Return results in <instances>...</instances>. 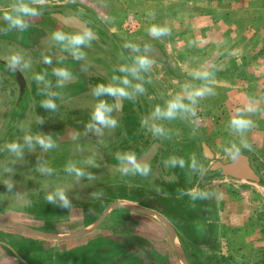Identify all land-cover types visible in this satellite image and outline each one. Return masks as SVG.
Here are the masks:
<instances>
[{
  "label": "flooded vegetation",
  "instance_id": "obj_1",
  "mask_svg": "<svg viewBox=\"0 0 264 264\" xmlns=\"http://www.w3.org/2000/svg\"><path fill=\"white\" fill-rule=\"evenodd\" d=\"M99 3L97 0H0V197L12 190L26 194L31 189L48 195L62 188L68 194L83 189L88 198L86 183H95L99 189L92 191L103 194L90 205L85 197L73 204L72 215H83L88 210L93 215L94 220L81 228H77V220L72 216L32 220L27 213L7 212L4 200L0 201V221L73 236L94 226L115 203L144 208L161 218L117 207L96 228L69 239L44 238L0 226V264H172L176 260L183 263L178 244L180 248L203 247L218 239L219 209H224L225 202H221L215 188L206 186L208 182L230 178L264 186L254 165L256 161L249 155L240 153L231 161L216 155L192 124L187 108L177 110L173 118L154 115L157 107L163 112L170 101L182 99L170 81L175 73L174 59L164 40L131 38L117 27L112 15L100 14ZM24 8L36 10V14L19 11ZM8 16L22 19L25 26H13ZM85 30L91 31L94 38L78 49L67 40L53 38L56 32L71 37ZM74 51L82 52V57L74 56ZM13 57H19L20 62L13 63ZM140 59L147 61L143 67L138 64ZM121 67L128 71L120 72ZM58 72L65 75L58 76ZM37 75L44 79L38 81ZM125 78L129 85L121 83ZM101 84L125 87L129 95L97 96L95 89ZM136 84L142 85V92L136 91ZM46 100L55 103L56 108L42 107ZM102 100L112 107L114 127L100 125L93 119L95 107ZM154 127L163 131L156 133ZM26 136L33 138L32 146L25 141ZM36 138L50 140L53 147H41ZM12 143L22 145V155L9 149ZM127 156L142 160L141 166L148 168L147 175L134 170L125 174L121 158ZM238 156L248 157L259 182L223 174L221 166L235 162ZM86 162L97 164L102 167L99 172L107 174L77 177L74 171H68L70 168L84 171ZM42 166L51 168L52 172L40 171ZM98 177L102 178L94 180ZM69 178L76 187H69ZM192 181L196 182L195 186L190 184ZM154 185L163 190L149 192L148 187L156 188ZM114 188L126 189L128 195H109ZM136 194H141L140 199L133 196ZM163 199L169 204L163 201L159 207H151L145 203ZM230 200L226 202L227 208ZM81 202L83 211L76 210ZM170 203L180 213L172 212ZM196 210L202 215L204 226L199 232L196 228L200 221L194 217ZM120 212L151 219L157 228L137 231L133 228L137 225L124 226L118 221ZM82 217L78 219L84 220ZM131 231L133 235L126 233ZM165 233L176 258L163 254L159 248V243L165 244ZM98 240V248L92 247L88 254H81L83 248ZM183 255L192 264L191 255Z\"/></svg>",
  "mask_w": 264,
  "mask_h": 264
},
{
  "label": "rangeland",
  "instance_id": "obj_2",
  "mask_svg": "<svg viewBox=\"0 0 264 264\" xmlns=\"http://www.w3.org/2000/svg\"><path fill=\"white\" fill-rule=\"evenodd\" d=\"M97 1L100 2V14L112 15L117 27L130 35L131 38L165 41L175 62V73L174 76H171L170 81L174 82L175 88H178L177 91L182 97L180 102L189 110L194 127L202 133L221 160L231 161L240 153L249 155L256 161L254 165L264 181V62H259V53L256 49L254 53H251V50L236 49L234 44L228 46V52L224 54L227 41L221 36L225 31L219 22L212 21V15L220 13L216 11L218 5L237 4L238 6V3H241L247 6L253 4L252 0ZM249 13L252 15L250 11L244 10L242 16L246 17L243 18L247 19ZM249 20L252 22V17L247 21ZM153 26L167 29V31L159 36L153 35L151 33ZM25 39L29 41V36L26 35ZM248 46L250 48L252 44H248ZM257 47L262 52L264 42L258 44ZM1 48L2 51H5L3 46ZM229 48L231 49L229 50ZM205 72L210 75L206 79L201 78ZM208 88L211 91L205 92L203 96L195 97L194 103L188 98L191 93ZM236 118L249 120L251 123L245 129L237 131L231 125V120ZM84 168L87 175L102 176L107 174L100 173L102 167L97 164L92 166L90 162L84 163ZM100 178L102 177L94 180ZM86 180H90V178L88 177ZM71 181L69 178V187H76L77 184L70 183ZM190 184L195 186L196 182L192 181ZM89 185L94 188L90 189ZM206 186L215 188L221 202H225L224 209H219L218 239L216 238L203 247H181L182 253L191 255L192 264H264V186L250 182L242 183L230 178H218L208 182ZM85 187L89 190L88 198L87 191L83 189L76 193H67L72 204L71 209L50 204L46 199V194L36 190L31 192V189L26 194L21 190H19L20 192L12 190L9 195L0 197V201L2 203L4 200V204L8 205V208L5 209L7 212L27 213L32 220H53L59 219L62 215L66 217L63 219H67L72 216L73 220H77V228H81L92 222L94 218L89 213L90 210L83 214L84 220H81L83 215H72L75 210L73 204L80 197H85L90 205L103 195L99 191H92L99 189L95 183H86ZM155 187H148V191L161 192L163 190V187L157 185ZM24 191L26 192V189ZM111 193L109 195H114V197L128 195L126 189L121 188H114ZM133 196L140 199L141 194ZM228 200H230L229 209L226 203ZM163 201L169 204L165 199L151 200L145 203L147 206L159 207L158 205L164 204ZM81 205L82 202L77 204L76 210L83 211L84 206ZM172 207V212L180 213L179 208H175L173 205ZM6 211L4 212L7 213ZM118 214V216L121 215L118 217L120 223L124 226L137 225L133 227L137 231L146 228L156 230L155 228H157L156 225H152L156 223L155 221L143 216L122 212ZM55 216L56 218H54ZM79 217L81 221L78 219ZM194 217L198 218V222L200 221V223L197 222L198 228H196L199 232L204 228L201 222L202 215L196 210ZM126 233L133 235L132 231ZM163 236L165 244L159 243V248L163 254L175 257L176 254L169 242L168 235L165 233ZM99 244L98 240L94 241L91 246H86V249L82 247L81 254H88L89 249L98 248ZM161 245L162 247H160ZM95 252L97 250H94ZM172 264L183 263L176 260Z\"/></svg>",
  "mask_w": 264,
  "mask_h": 264
},
{
  "label": "clouds",
  "instance_id": "obj_3",
  "mask_svg": "<svg viewBox=\"0 0 264 264\" xmlns=\"http://www.w3.org/2000/svg\"><path fill=\"white\" fill-rule=\"evenodd\" d=\"M19 11H22L24 13H31V14H36V10H33V9H28V8H24V9H20ZM8 20H10L11 24L15 27H20V28H23L25 25L22 21V19H19V18H13L12 16H8L6 17ZM167 31V29H164V28H160V27H157V26H153L151 28V33L153 35H156V36H159V35H162L164 34L165 32ZM55 40L57 41H65L67 40L69 45H71L74 49H78L79 46H82V45H86L91 39H93V33L89 30H85L83 32V34H77V35H74V36H71V37H68L66 36L64 33L62 32H56L54 33V37H53ZM73 55L76 56L77 58H81L83 53L82 52H79V51H74L73 52ZM12 61L13 63H16L18 64L20 62V58L19 57H13L12 58ZM147 61L143 60V59H140L138 60V64L143 67L144 65H146ZM120 72H125V71H128V69L126 68H123L121 67L119 69ZM58 76H64L65 73L63 72H58L56 73ZM210 74L208 72H205L202 74L201 78H207ZM38 81L40 80H43V76H40V75H37L35 77ZM115 79V77H114ZM121 83L123 85H129L130 84V81L128 79H123L121 81ZM135 89L136 91H139V92H142L143 91V87L142 85L140 84H136L135 85ZM211 89L208 88V89H200V90H197L195 91L194 93H191L189 95V99L192 100V102L194 103L195 102V97H199V96H203L205 94V92H210ZM105 94H108V95H114V96H128L129 95V92L126 90L125 87H121V86H116V87H113V86H105V85H97L96 89H95V95L97 96H103ZM42 107H45V108H49V109H55L56 108V105L55 103H53L51 100H46L44 102H42ZM186 106L180 102L179 100H173V101H170L168 103V106H167V110L166 111H161V109L159 107H157L155 109V113L154 115L156 116H165L167 118H173L176 113H177V110H180V109H185ZM112 112V107L109 106L105 101H100L96 107H95V110H94V113H93V119L98 122L100 125H104V126H112L114 127L116 125V120L111 118L110 116V113ZM251 123V121L249 120H244V119H239V118H236V119H232L231 120V125L233 128H235L237 131H241L243 129H245L246 127L249 126V124ZM153 131L156 132V133H160L163 131L162 128L160 127H154L153 128ZM25 141L29 144V146H32V141H33V138L30 137V136H26L25 137ZM36 143L39 144L41 147H44V148H51L53 147V144L50 140H45L43 138H36ZM9 149L13 152H15L18 156L19 155H22V145L18 144V143H12L10 145H8ZM121 163L122 165H125L123 167V171L124 173H128L130 170H134L136 172H139L140 174L142 175H147L148 173V168L147 167H142L140 164L136 163L134 158L132 156H127V157H123L121 158ZM183 162L181 161V164ZM128 165H132L134 167H129ZM40 171L42 172H46L48 174H50L52 172V169L51 168H45V167H42L40 169ZM69 172H75V175L77 177H81V176H84L85 175V172L81 169H68ZM89 176H91L90 174H88ZM12 185L9 184L8 185V188L11 189ZM46 199L48 200V202L50 204H57L61 207H64V208H67V209H71L72 208V204H71V201L67 195V192L62 189V188H57L55 191L49 193L46 197Z\"/></svg>",
  "mask_w": 264,
  "mask_h": 264
},
{
  "label": "crops",
  "instance_id": "obj_4",
  "mask_svg": "<svg viewBox=\"0 0 264 264\" xmlns=\"http://www.w3.org/2000/svg\"><path fill=\"white\" fill-rule=\"evenodd\" d=\"M252 2V5L247 6L241 3H238V6L237 4H220L216 7V11L220 13L212 15V21L219 22L225 31L221 36L222 39L227 41L224 54L228 52V46L234 44L236 49L251 50V53H254L256 49L257 53H259V62H264V50L261 52L257 47L258 44L264 42V0H252ZM244 10L251 12L252 15L249 13L247 17H252V22L250 20L247 21L248 18H243L246 17L242 16L244 15ZM256 20L257 22H255ZM248 44H252V46L249 48Z\"/></svg>",
  "mask_w": 264,
  "mask_h": 264
},
{
  "label": "water",
  "instance_id": "obj_5",
  "mask_svg": "<svg viewBox=\"0 0 264 264\" xmlns=\"http://www.w3.org/2000/svg\"><path fill=\"white\" fill-rule=\"evenodd\" d=\"M135 162L140 164V165H143L142 160H138ZM128 166L134 167L132 165H128ZM221 168L223 169V174L226 176H230V177L236 178L238 180H242V181H247V180L254 181V182L260 181L256 172L252 169L248 157H246V156H238L235 162L228 164V165L221 166ZM117 207L129 208V209L136 211V212H142V213L158 216L156 213H154L150 210L144 209V208H140V207L124 204V203H115V204L111 205V207L105 212V214L101 217V219L94 226L87 229L86 231H83V232L78 233V234L73 235V236H63V235H58V234L44 233L41 231L33 230V229L26 227V226H23V225L8 223V222H1V221H0V226L20 229V230L30 232V233H33L35 235L44 237V238L69 239V238H74V237H77V236H80V235H83V234L90 232L91 230L96 228L105 219V217L108 215V213L111 210H113L114 208H117ZM158 217H160V216H158ZM177 250H178V253L180 254V258H181L182 262L184 264H188V262L184 258V255L182 253V250H181L179 244L177 245Z\"/></svg>",
  "mask_w": 264,
  "mask_h": 264
}]
</instances>
